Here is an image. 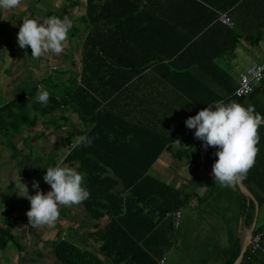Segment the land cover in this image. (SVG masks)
I'll return each mask as SVG.
<instances>
[{
    "label": "crops",
    "instance_id": "0c3cea01",
    "mask_svg": "<svg viewBox=\"0 0 264 264\" xmlns=\"http://www.w3.org/2000/svg\"><path fill=\"white\" fill-rule=\"evenodd\" d=\"M223 13L231 19L232 27L219 20ZM85 14L86 10L83 16L74 19L81 22V27L78 30L71 27L66 39L69 49L74 38L81 43L80 68L74 70L67 66L61 75L46 72L41 79L48 80L57 96L63 93L64 99L70 102L51 115H39L41 120L33 127L37 131L34 139L43 138L45 134H61L62 140L48 144L47 167L57 163L80 167V161L67 157L76 150L78 136L89 137L96 123L88 115L89 106L97 104L95 116L102 127L90 144L78 146L81 160L94 168L149 167L146 175L178 196V225L177 211L160 219L155 230L158 236L153 233L148 240L159 246L160 253L158 257L151 253L149 256L156 264H161V260L168 264L169 254L178 257L177 264H229L238 250L240 254L253 224L264 234V192L257 186V182H264V124L259 128L253 166L235 183L222 185L212 175L213 164L218 159L217 146H213L210 157L199 155L184 134L189 128L185 121L214 101H236L234 92L240 76L253 65L264 63V0H239L232 7L222 9L207 5L203 0H179L177 30H168L162 24L167 18L154 16L156 20L147 30L128 34L126 45L119 43L118 34L104 37L92 31L83 21ZM88 44L95 45L97 51H106L118 61V66L97 64L92 67L83 63V50ZM93 68L97 73L92 72ZM41 85L40 82L38 87ZM80 87L88 92L87 102L83 100L86 96H76ZM73 100L81 106L78 108L81 116ZM240 103L254 105L255 111L264 114V80ZM28 132L23 134L29 136ZM105 176L119 183L113 193L123 199L128 197L129 192L111 170ZM248 194L257 202L258 210ZM67 206L63 212L59 207L65 225L54 228L53 234L48 233V247H41V254L50 251L55 262L62 264L53 253V245L64 234V240L91 252L104 264H124L116 262L114 252L109 256L101 250L108 235L104 230L111 221L110 216L105 214L98 220L87 217L90 224L86 226L76 220L72 205ZM79 206L85 210L82 202ZM148 224L135 225L131 221L120 228L115 226L112 231L117 232L109 237L121 243L126 241L131 247L129 250L137 253L136 248L142 247V243L135 239L124 240L121 230H132L135 226L144 230ZM173 236L174 241H171ZM132 245L135 246L132 248ZM1 254L2 263H5L4 257L12 258ZM135 255L140 263L146 260ZM256 262L264 264V254Z\"/></svg>",
    "mask_w": 264,
    "mask_h": 264
},
{
    "label": "trees",
    "instance_id": "16d2710c",
    "mask_svg": "<svg viewBox=\"0 0 264 264\" xmlns=\"http://www.w3.org/2000/svg\"><path fill=\"white\" fill-rule=\"evenodd\" d=\"M238 1L231 2L227 7H232ZM69 2L71 6L76 3ZM67 9L63 11V16L68 14ZM158 10H162L160 16L165 19L167 18V21L162 24L166 25L168 30H177L179 28V22L175 21L179 19V0H86V14L83 21L92 31L102 34L104 37L110 36L112 33L114 35L118 34L119 43L126 45L129 33L143 32L150 25L154 24V20H156L154 16H156ZM83 63L91 64L92 67L97 64L118 66L116 64L118 61L114 60L110 54L104 50L97 51L95 45L90 44L83 50ZM92 72L97 73L94 68ZM48 83V80L41 82L43 87L50 92V97L46 104L35 100L38 93V85H34L29 91L23 92L0 106V135L4 138L14 137L16 134H23L33 129L35 123L34 119L30 117V111L44 117L53 114L56 110L65 107V104L70 103L64 99L63 93L57 96ZM77 89L76 96H86L83 100L87 102L88 92L81 87ZM56 97L60 98L57 99ZM242 98H236V101L241 102ZM90 104L88 102L86 105L89 106ZM75 105L77 113L81 116L78 109H81V106H78V102ZM89 107L91 109L88 115L92 122L96 121L95 126L89 134V137L92 138L102 127V124H97V116H95L97 104L93 103ZM84 109L86 111L87 107ZM78 146L75 148L76 150L73 154L67 158L69 160L76 159L80 161L81 164L78 170L85 174L84 183L90 190V196L82 202L83 207L94 220L100 219L105 214L111 218L110 223L104 230V234L108 235L105 237L101 250L109 256L114 252L117 263L148 264L149 262V264H156L153 258L149 256V253L152 256L158 257L160 249L154 241L148 240L153 237V233L155 237L156 235L158 236L155 230L160 219L179 209L176 192H173L161 182L149 178L146 175L149 167H90L78 156V152L80 151ZM108 170H111L113 175L121 182L120 184L123 186V189L129 192L127 198L123 199L119 194L113 193L119 183L105 176ZM257 186L264 192V182H257ZM259 202L260 200H258ZM250 206L254 208L252 202H250ZM157 215L159 216V220L155 221V216ZM3 220L0 223V253H5L9 250L16 252L23 251L24 248L20 244L19 237L14 234L16 226L10 224L4 218ZM131 221L135 225L136 223H149V227L144 230L142 228L140 230L137 229V226L132 230H121L124 240L135 239L137 242L142 243V247H135L136 250L139 249L137 253L129 250L131 247H128L126 241L121 243V241L117 242L116 240H112L113 237H109L110 234L117 232L112 231L113 227L117 226L120 228ZM170 233L172 234L173 230ZM134 246L132 245V248ZM112 249H115V251H112ZM53 253L62 264H104L91 252L81 250L74 243L64 239H59L55 242ZM135 254L142 258L144 257L147 261L144 260L145 263H143L144 261L140 263ZM238 255L239 250L229 264H234ZM259 256H256L253 261H248L246 253L241 264H258L256 261Z\"/></svg>",
    "mask_w": 264,
    "mask_h": 264
},
{
    "label": "rangeland",
    "instance_id": "374dc122",
    "mask_svg": "<svg viewBox=\"0 0 264 264\" xmlns=\"http://www.w3.org/2000/svg\"><path fill=\"white\" fill-rule=\"evenodd\" d=\"M69 1L76 3L71 6ZM203 1L207 5L222 9L235 0ZM66 9L68 14L65 16L74 21H72V28L78 30L81 22L74 19L84 15L86 0H19L18 4L11 9L0 8V106L29 91L32 86H37L46 76V72L61 75L62 70L67 66L74 70L80 68L81 43L77 38L72 40L70 49L67 48L65 41L61 53L47 51L40 57L31 55L30 46L24 49L18 45V31L24 18H34L40 22L50 16L63 18L65 17L63 11ZM160 14L162 10L156 12V16ZM30 117L34 119L35 124L41 120L40 116L33 111H30ZM35 132L37 133L31 129L28 132L29 136L17 134L8 138L0 135V223L4 221V218L14 226L20 224L17 228L15 227L14 234L19 237L20 244L24 248V252L14 250L5 252L12 258L4 257L5 263H2L0 259V264H34L33 260L37 264H59L55 262L50 251L41 254L40 250L41 247L44 249L48 247V233H52L54 228L65 225L63 215L60 213L56 221L50 225H31L26 214L31 207L30 201L26 196L19 195L17 190L20 178L31 194H35L38 190L32 187L34 181H39L40 190L45 193L51 188V185L43 180V174L47 171L48 144L62 140L61 134L54 136L45 134L43 138L34 139L32 137ZM20 187L22 189V186ZM64 206L67 205L60 206V212H63ZM72 209L75 211L76 220L86 226L90 224L87 219L90 216L79 204L72 205ZM173 226L175 227V221ZM85 234H87L86 230ZM63 236L64 234L59 239H63ZM171 241H174V236ZM36 246H39L37 250ZM3 255L4 253L1 254ZM14 256L15 259H13ZM168 259V264L178 262V257L172 254L168 255Z\"/></svg>",
    "mask_w": 264,
    "mask_h": 264
},
{
    "label": "clouds",
    "instance_id": "9594fccd",
    "mask_svg": "<svg viewBox=\"0 0 264 264\" xmlns=\"http://www.w3.org/2000/svg\"><path fill=\"white\" fill-rule=\"evenodd\" d=\"M19 0H0V8L11 9ZM72 20L65 16H50L43 22L34 18H24L18 31V45L27 49L31 55L40 57L47 51L59 54L64 49L72 27ZM35 100L46 104L50 92L42 85ZM186 126L194 128V135L203 141L205 148L217 146L212 175L222 185H230L243 178L255 163L258 152L259 128L264 124V114L255 111L254 105L241 104L238 101L217 100L189 116ZM91 138L80 135L75 144H90ZM43 180L51 185L46 193L40 190L39 181L32 187L38 189L35 194L21 181L17 186L19 195L26 196L31 207L27 210L29 222L33 226L52 224L59 216L61 205L79 204L89 198L90 190L84 183V175L74 167L57 163L46 167ZM22 186V189L21 187Z\"/></svg>",
    "mask_w": 264,
    "mask_h": 264
},
{
    "label": "built area",
    "instance_id": "2783aa9c",
    "mask_svg": "<svg viewBox=\"0 0 264 264\" xmlns=\"http://www.w3.org/2000/svg\"><path fill=\"white\" fill-rule=\"evenodd\" d=\"M219 20L227 26H230V27L233 26L231 19L225 13L220 15ZM263 80H264V63L253 65L244 74L240 76L239 83L234 92V95L237 98H242V97L252 94L257 88V86ZM39 90L40 89L38 87V91ZM194 133H195L194 128H187L184 131L185 136L189 137L190 140L193 142L198 154L203 157H210L213 146H208L207 148H205L203 145V141L197 138L194 135ZM176 217H177L176 225H178V219L180 217L179 211L176 212ZM263 237H264V234L262 231L258 229H254L251 235V238H250L249 245L246 250L248 261H253L256 256L264 254ZM160 263L164 264V261L161 260Z\"/></svg>",
    "mask_w": 264,
    "mask_h": 264
},
{
    "label": "water",
    "instance_id": "95a60500",
    "mask_svg": "<svg viewBox=\"0 0 264 264\" xmlns=\"http://www.w3.org/2000/svg\"><path fill=\"white\" fill-rule=\"evenodd\" d=\"M239 186L243 190L242 184L240 182H239ZM244 193L247 194L248 192H244ZM248 195L254 201L255 206H256V209L258 210V204H257V202L252 198V196L250 194H248ZM254 229H255V225L253 224V226L249 229V231H248V233H247V235L245 237L243 246L241 248V252H240L238 258L236 259V261L234 262V264H241V262L243 261L244 255L246 253V250H247V247L249 245L250 238H251V235H252Z\"/></svg>",
    "mask_w": 264,
    "mask_h": 264
}]
</instances>
